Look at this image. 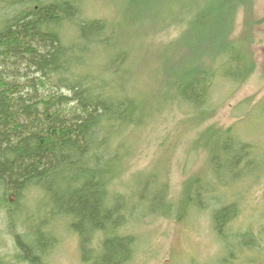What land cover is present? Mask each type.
I'll use <instances>...</instances> for the list:
<instances>
[{"label": "trees", "instance_id": "trees-1", "mask_svg": "<svg viewBox=\"0 0 264 264\" xmlns=\"http://www.w3.org/2000/svg\"><path fill=\"white\" fill-rule=\"evenodd\" d=\"M152 1L112 2L119 16ZM243 1L249 0H191L170 16H158L147 7L152 15L146 25L130 33L126 15L115 20L80 16V5L87 0H0V212L11 230L19 229L13 232L15 263L47 264L67 231L76 236L85 264H137L139 231L146 233L140 228L145 217L157 214L171 218L208 210L212 229L221 237L238 208L236 202L207 201L214 192L212 180L202 175L186 180L176 205L155 179L150 183L135 173L130 185L138 191H129L119 180L129 154L124 135L151 109L176 101L195 119L209 118L218 77L237 84L254 69L246 21L234 32ZM222 13L227 19L216 33L212 24L217 25ZM139 25L136 20L132 27ZM121 29L154 58L127 64L141 48L130 43L118 50ZM171 32L176 33L177 63H169L193 61L197 66L176 77L166 68L161 97H151L150 107L130 74L151 69L157 52L149 46L164 54L173 51L168 46L172 42L163 46L160 36ZM210 36L216 44L194 48ZM103 51L106 64L100 60ZM233 132L230 127L208 131L206 143L200 142L206 133L200 134L198 147L216 151L220 159L210 167L213 174L231 176L237 184L249 176L256 147ZM0 264H5L3 258Z\"/></svg>", "mask_w": 264, "mask_h": 264}, {"label": "rangeland", "instance_id": "rangeland-1", "mask_svg": "<svg viewBox=\"0 0 264 264\" xmlns=\"http://www.w3.org/2000/svg\"><path fill=\"white\" fill-rule=\"evenodd\" d=\"M190 1L153 0L148 5L144 3L138 12L127 8L122 15L115 16L113 2L87 0V4L80 5V16L84 17L89 13L95 18L114 17L115 20L126 15L127 26L132 33L146 25L145 20L152 15L149 9L144 8H150L158 16H170L179 8H184ZM248 2L243 1L237 7L234 32L238 34L246 21L245 29L252 38L249 47L254 56V69L237 84L223 81L218 77L219 81L214 84V91L210 95L209 118L202 119L200 115L197 116L199 119H195L191 110L180 106L176 101L162 102L156 109H151L152 112L144 116V120L131 126L132 129L124 135V144L128 147L129 154L119 180V183L127 186L129 191H138L130 185L135 173L138 177L144 176L142 179L150 183L155 179L153 181L165 189L167 198L176 205L181 199L185 181L202 175L204 179L212 180L214 187V192L207 195L209 198L207 201L212 205L236 202L238 213L231 224L225 227L221 237L212 229L208 210L182 213L179 217L175 215L171 218L158 214L154 217H145L146 221L140 229L146 233L142 232L141 235L139 231L140 243H136L140 251L137 255V264H264V162H261L260 158V155L264 154V0ZM135 19L140 25L133 28ZM226 19L227 14L222 13L216 22L217 25L212 24L216 33L222 29ZM175 34L171 32L168 35H160L161 45L165 46L167 42H172L168 46L173 51L164 54L156 46H149L157 52V60L149 65L152 66L151 69L147 67L138 74H130L131 80L139 86L140 96L147 106L151 107L154 103L151 97L159 98L163 92L161 87L165 82L161 76L165 74L166 68L173 71L176 77L181 70L186 71L197 66L193 61L175 64L176 43L173 42ZM216 41V37L210 36L207 40L195 44L194 48L199 51L205 50L216 44ZM130 43L133 47L141 48L139 41L130 39L121 29L117 49L125 48ZM170 54H172L170 59L165 61V56ZM203 56L205 57V54ZM149 58H154L153 52L141 48L134 52L127 64H144ZM100 60L104 61V64L108 61L104 51ZM100 60L98 61L101 64ZM170 60L175 62L169 63ZM158 64L162 66H157ZM150 82L152 84L148 85ZM226 127L234 130L233 134L236 137L249 140L256 147L255 161L249 176L239 180L237 184L231 176L224 174L219 177L213 174L214 171L210 167L218 166L220 159L216 151L198 147L200 134L206 133L200 138V142L206 143L210 140L207 136L208 131L223 130ZM262 156L264 158V155ZM14 231L19 232V229L13 226L11 230L3 213L0 212V258L4 259L5 264H17L13 259ZM77 242L74 234L65 231L62 240L55 245L54 251L52 250L47 264H85L81 261ZM229 253L233 256L230 259L227 256Z\"/></svg>", "mask_w": 264, "mask_h": 264}, {"label": "bare ground", "instance_id": "bare-ground-1", "mask_svg": "<svg viewBox=\"0 0 264 264\" xmlns=\"http://www.w3.org/2000/svg\"><path fill=\"white\" fill-rule=\"evenodd\" d=\"M72 10V9H71Z\"/></svg>", "mask_w": 264, "mask_h": 264}]
</instances>
